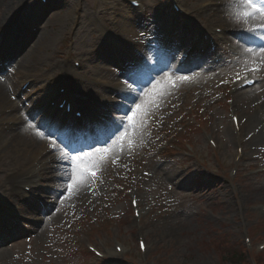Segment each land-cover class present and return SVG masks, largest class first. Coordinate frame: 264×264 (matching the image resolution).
Instances as JSON below:
<instances>
[{"label":"rangeland","instance_id":"rangeland-1","mask_svg":"<svg viewBox=\"0 0 264 264\" xmlns=\"http://www.w3.org/2000/svg\"><path fill=\"white\" fill-rule=\"evenodd\" d=\"M24 1L0 0V46L7 27L17 24L23 30L19 41L10 48L11 52L5 54L8 57L6 64L0 67L3 74L0 76L3 80L0 83V125H5V130L0 133V147L7 144L12 133L25 137L32 121L45 118L44 110L35 107L45 94L44 87L63 73L57 70L58 65L73 69L72 61L82 60L87 65L84 74L91 84L94 79L111 76L115 74L113 70L118 74L120 71L116 68H123H112L115 61L108 64L110 62L107 63L104 56L101 59L97 56L102 41L122 27L110 26L104 17L100 21L92 19L95 6L92 0L84 3L82 24L76 31L74 47H70L68 37L74 26L77 0L70 5L67 0H53L46 9H40L43 13L39 14L35 27V3L39 1L30 0L28 6ZM141 1L143 11L137 13L133 24L135 34L140 33L144 40L151 39L153 44L171 39L168 45L175 65L182 61L193 40L191 37L195 33V37L202 36V31L210 27L204 18L200 21L195 18L198 27L185 32L184 19L163 17L159 13V8L169 0ZM205 1L187 0V3L195 11L197 4ZM213 1L218 5L213 9L216 22H220L223 29L231 30L232 34H221L225 39L218 47L194 55L186 75L177 77L170 72L163 81L155 82L156 87L153 85L146 92L148 95L142 92L136 103L143 105L136 128L129 129L122 140H118L119 134H116L105 145L88 149L89 140L83 138L80 143L85 141L86 144L78 151L73 150V155L84 156L96 148L112 149L103 161L96 162L95 169L82 166L89 172L95 170V178L86 177L74 186L60 202V207L46 214L47 220L43 224L33 227V232L25 238L26 242L2 251L0 264H232L226 251L234 246L235 251L241 249L240 252L244 253L247 264H256L255 258L260 260L258 264L264 263V250L260 251L264 245V213L259 210L264 204V133L259 132L261 124L264 126V57L259 47L253 45L252 24L242 15L243 5L236 6L232 0ZM26 6L28 21H14ZM124 6L125 12L129 13V5L124 3ZM97 7L101 9V3ZM66 11L70 12L67 24L63 31H57L56 21L60 15L65 16ZM50 32L54 34L52 38ZM38 39L40 47L45 45L43 41L46 42L47 50H41L42 53L35 50ZM32 52L26 60L30 65L21 66L26 55ZM33 60H37L35 65L31 62ZM106 68L108 73L103 71ZM243 70H251L259 78L253 89L241 92L223 87L221 90L222 83ZM33 78H38L37 84L27 95L18 97L21 86ZM89 91L90 94H99L95 85ZM13 97L17 98L16 103H12ZM228 99L236 102L235 110L243 122L241 138L246 144V157L239 165L234 161L238 144L230 123ZM30 108L36 113L31 114ZM94 108L95 115L104 113L103 109ZM191 109L198 113L201 110L199 116H203L205 130L192 134L185 130L180 137H188L189 144L173 153L162 154L158 147L170 133L181 130L185 121L194 124L192 117L188 119ZM207 137L216 141L218 150L212 149ZM71 139L66 140L68 144ZM12 150L8 148L0 152V186L3 184L8 190L6 195L3 193L5 197L10 193L11 201L17 202L5 175L9 170L18 169L12 157L22 154L21 165L26 159H33L30 167H25L22 172L31 173L36 171L39 164L36 166V160L40 159L42 151L38 146L27 152L20 147ZM35 154L38 158L34 157ZM237 166L239 170L235 178L231 172H235ZM186 177L191 178L182 183ZM119 187L139 194L143 212L149 213L142 220V226L136 224L131 213L127 192L121 193ZM138 234L146 237L149 246L143 255L138 251ZM245 238L252 241L251 248ZM88 243L96 248L102 244L113 252L116 244L125 245L128 251L120 259L99 262L92 255L81 253L87 249ZM240 262L245 264L243 260Z\"/></svg>","mask_w":264,"mask_h":264},{"label":"bare ground","instance_id":"bare-ground-1","mask_svg":"<svg viewBox=\"0 0 264 264\" xmlns=\"http://www.w3.org/2000/svg\"><path fill=\"white\" fill-rule=\"evenodd\" d=\"M72 1L73 0H67V5H70L72 3ZM208 1L209 0L205 1L204 3H200L199 5L197 4V6L195 7V11H192V12H193V14L195 16H199L200 18H204L206 20L207 24H210L209 26H210V28H211V30L213 32V29L215 27L223 26V25L220 22H216L215 15H214V11H213V8L212 7H208L207 9L202 8V4H205ZM108 6H112V5L110 4ZM113 8L114 7L112 6V9ZM65 14H66L65 16L60 15L58 17L57 21H56V24H57V29L56 30L57 31H63L65 25L67 24V19L70 16V12L69 11H66ZM17 16L18 17H14V20L15 21H18V20L21 21L22 19L25 18V17L24 18L19 17L20 15H17ZM116 18H118V17H114V19H116ZM112 19H110V20H112ZM253 21H254L255 26L258 27L259 30H263L264 29V22H262V23L258 22L256 20V16L253 17ZM15 28L16 27H13V28L12 27H8L7 30H6V35L7 36H10V35H13L14 36L15 34H17L15 32L13 33V31H14ZM256 31L258 32L257 29H256ZM50 33H52V32H50ZM50 35H52L51 36V38H52L54 34L52 33ZM211 36L216 41H218V39H220V37L216 36L213 33H211ZM47 39L50 40V37H48ZM114 39H117L118 41L117 40H114ZM114 39L109 38L108 41L104 43V45H105V47H107V49H110V52H111L112 55L116 52L115 55H113L114 56L113 58L116 59L114 63H116V64H122L123 65L124 63H126L125 61H127V59H128L126 56H128V55H124L122 51H118V50L119 49H123V48L127 50L129 48V52H133L134 53L135 52L134 51L135 46L134 45L133 46L130 45L127 41H125V39L123 41V37H121V35L118 36V37H115ZM39 41L40 40L38 39L36 45L39 44ZM43 44H45V45H42V47H40L38 45L35 50H37V51H41V50L42 51H45V50H47V48H46V42L43 41ZM114 46H117V49H113L112 47H114ZM130 47H131L132 50L130 49ZM42 51H41V53H42ZM10 52L11 51H5L4 54H3V56L5 54H9ZM33 52L31 54L29 53L28 55H26L25 59L21 63L22 64L21 66L24 67V66H26L27 63H28V65H30V63L27 62L26 60H28L31 57V55L33 54ZM99 52L100 53L97 54V56H98L99 59L104 58V57H106L107 59L108 58H112L110 56V52H104L102 50H100ZM41 53L39 55L41 57H43ZM106 53H108V55ZM36 61L37 60H33L31 62L35 65L36 64ZM130 64L131 63H129V66H130ZM69 68L70 67L68 65H58L57 70L67 73L68 79H67V82L64 84V86L67 87V88L69 87L70 91H73L74 95H73L72 98H73L74 104L81 106V108H84L85 111L87 112V114L91 117L93 115V113H94V107H91L88 104L87 101H91L92 98L94 99L97 96L96 94H95L96 96L94 94H90V91H89V89L92 87V84L93 83L91 84L90 83L91 80H89L88 78H83V79L80 78V74H84L85 68H84L83 71H80L79 73L76 72V71H74V70L68 71ZM132 69L133 68L129 69L128 72H132ZM53 71H55V70H53ZM167 75H168V73L167 74H164L160 78V81H163V79L165 77H167ZM143 81L146 82L147 81V77L143 76ZM114 87L115 88H119L118 86H114ZM70 91H69V94H70ZM91 92H92V90H91ZM54 93H56V92L54 91ZM69 94H68V96L66 98H69ZM96 101H97L98 104H103V101H101V99H100L99 96L96 98ZM46 104H47V101L40 100L38 102V108L41 107V108L45 109L51 116H53L54 111L51 110V109H46L45 108L46 107ZM28 110H31V108L28 109ZM116 111H117V109H116ZM51 116H48V119H47L49 124H50V122H52ZM90 121L93 122L91 119H90ZM118 121L120 122V120H118ZM86 124H83V125H86ZM35 126L36 127H42V129H44V128L47 127L46 124H41L40 120L37 121V122H35ZM261 126H262V128H261V130L259 132L262 135L264 133V126L262 124H261ZM84 129L85 130H88V132H83L82 133V137L79 136V135H77V138L80 137L79 140H81L82 138H85V139L89 140L88 143H90V142L94 141V139H100L101 140V139L104 138V135H105V129L104 128H99L97 126H94L93 127V126L87 125ZM4 130H5L4 125H0V133H2V131H4ZM57 130H58V128H57ZM75 133L77 134L78 131L75 132ZM75 133L72 132L70 134H75ZM74 137H76V135ZM40 138L41 137H39V136L38 137H33L32 136L30 138V133H28V137H26V136L25 137L24 136H20L19 133L16 134V135H13V133H12L11 138L8 140L7 144H4L2 147H0V152H4L5 150L7 151L8 148L9 149H13L12 151L14 152L17 149H19V147L22 148L25 152H27L31 148L33 149L37 145V143H39L38 140H40ZM71 142L72 143L74 142L73 143L74 144L73 146H74L75 149H82L84 147V145L86 144V143L84 144L85 141H83L82 144L79 143L78 145H76L77 142L75 143V141H71ZM40 148L42 149L41 146H40ZM25 156L26 157L28 156L27 153H25L24 157ZM34 157L37 158L36 157V154L34 155ZM12 159H14L16 161V165H17L16 167L18 168V170L20 171V173H15L14 171H12V174L9 175V179L7 180V185H9V186L12 187V191H15L16 190V196L19 197V199H21V198L24 199L26 197H24V195L21 192L18 191V185L20 183V180L24 179L28 175H31L32 172L30 174H25L24 175L23 173H21V171L24 170L25 167L27 168L28 166H30V164L33 162V159H30V160L29 159H26L25 160V163L22 164V165H21L22 154L19 155V156H13ZM68 166L70 168L71 165L68 164ZM45 168H46V166L44 165L41 168H39L37 171H35V172H37L36 175L41 176L40 173H39V171H41V170H43ZM69 168L66 169V170H64L63 173H61L60 175L57 174V176H54L53 182H56L57 185H60L59 183H63L64 181L68 180L69 179ZM186 178H191V177H186ZM186 178H183V180H181V182L182 183L185 182L187 180ZM59 187H58V189H59ZM9 197L10 196L7 195L6 196L7 199L5 201L10 203L11 201H10V198ZM0 205H3V206H0V208L2 209V210H0V212H2L5 216H11V215L13 216V214H16V212L18 211V209L16 208V206H17L16 203H10V205L7 204L8 206H6V205L4 206V202H1Z\"/></svg>","mask_w":264,"mask_h":264},{"label":"snow or ice","instance_id":"snow-or-ice-1","mask_svg":"<svg viewBox=\"0 0 264 264\" xmlns=\"http://www.w3.org/2000/svg\"><path fill=\"white\" fill-rule=\"evenodd\" d=\"M243 7L244 11L242 12V15L245 18H251L255 16H259L264 18V0H243ZM239 18V16H238ZM260 40L262 43L259 46V51L262 57H264V30H261L260 34ZM249 51H252V49H249ZM181 79H187L186 77H182ZM132 81H129V86H131ZM159 83V82H157ZM156 87L155 85L153 86ZM145 95H148L147 93ZM143 108L142 104H136L134 109H129L131 111V115L126 116L127 123L125 124L123 121L118 123L117 130L119 132L120 128H123V132H119V135L117 136L118 140H122L124 136L127 134L129 129H135L136 123H137V117L140 115L141 110ZM29 128L32 127V125L28 126ZM112 149L110 147H104V148H96L95 151L89 152L85 154L84 156L81 155H72L70 158L68 157V153L63 152V149L60 151L63 153L62 158H68L70 160V168H69V180L67 186V191L72 192L74 186H78L82 180H84L86 177L95 178L96 171L89 170L87 168H82V166H91L92 169H95L96 162L97 161H103L105 155L111 151Z\"/></svg>","mask_w":264,"mask_h":264},{"label":"trees","instance_id":"trees-1","mask_svg":"<svg viewBox=\"0 0 264 264\" xmlns=\"http://www.w3.org/2000/svg\"><path fill=\"white\" fill-rule=\"evenodd\" d=\"M228 243V242H227ZM235 247V246H234ZM234 247H232L231 249H229L228 251H226L227 253H229V261L235 263V264H239V262L244 258L242 252H240V250L235 251ZM238 262V263H237Z\"/></svg>","mask_w":264,"mask_h":264}]
</instances>
